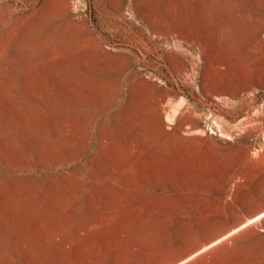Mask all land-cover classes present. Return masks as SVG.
Segmentation results:
<instances>
[{
    "label": "rangeland",
    "instance_id": "374dc122",
    "mask_svg": "<svg viewBox=\"0 0 264 264\" xmlns=\"http://www.w3.org/2000/svg\"><path fill=\"white\" fill-rule=\"evenodd\" d=\"M263 17L264 0H0V264L149 239L159 261L264 253L262 222L213 212L219 176L262 163Z\"/></svg>",
    "mask_w": 264,
    "mask_h": 264
},
{
    "label": "crops",
    "instance_id": "0c3cea01",
    "mask_svg": "<svg viewBox=\"0 0 264 264\" xmlns=\"http://www.w3.org/2000/svg\"><path fill=\"white\" fill-rule=\"evenodd\" d=\"M264 20V17H263ZM264 39V37H263ZM261 149L264 150V139ZM261 165H247L238 171L220 175V185L213 191V212L218 221L224 222L228 229H241L255 222H262L264 228V151L261 153ZM142 181L137 177V186ZM148 246V247H147ZM95 259L86 260V264H218L210 261H230V264H264V253H230L216 255L194 252L169 256L159 261L156 244L134 243L128 249L97 255ZM215 257H224L217 259Z\"/></svg>",
    "mask_w": 264,
    "mask_h": 264
}]
</instances>
